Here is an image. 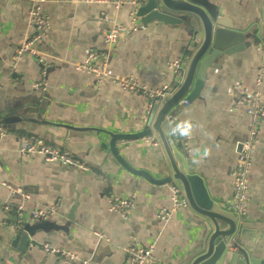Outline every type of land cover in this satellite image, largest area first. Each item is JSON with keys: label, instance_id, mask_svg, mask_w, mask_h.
Masks as SVG:
<instances>
[{"label": "crops", "instance_id": "1", "mask_svg": "<svg viewBox=\"0 0 264 264\" xmlns=\"http://www.w3.org/2000/svg\"><path fill=\"white\" fill-rule=\"evenodd\" d=\"M71 1L50 0L45 5L52 30L39 47L46 56L41 64L29 57L14 61L18 47L33 34L29 0H0V182L30 196L25 204L28 213L41 205L55 206L57 212L50 220L56 229L29 237L24 226L17 228V217L4 210L6 204L14 210L20 199H10L0 187V264H61L39 248L45 243L69 250L90 264H126L122 252L94 233L122 245L137 238L154 245L156 264H182L200 239L204 221L188 209L169 224L160 223L157 214L169 205L174 184L158 186L129 173L110 150L112 136L146 128L150 115L146 101L112 85L98 92L94 80L75 72L73 65L90 52H109L111 75L132 76L151 89L172 86L167 63L191 59L203 42V32L185 25L141 27L138 21L133 31L130 5L118 11L108 0L77 6ZM194 1L207 13L226 18L233 33L244 38V49L215 59L197 96L171 114L172 123L168 119L167 139L183 152L180 139L190 137L188 155L198 166L209 196L230 210L231 173L249 121L245 108L234 109L233 88L241 83L250 89L264 67V54L258 50L264 47V0ZM113 24L125 25L127 30L109 51L104 35ZM43 81L45 90L34 88ZM39 139L85 163L92 173L47 163L40 155L27 159L18 155L24 142ZM142 140L118 142L121 148L131 143L128 149H117L120 156L135 171L165 179L170 165L163 147ZM253 158L247 220L234 238L238 252L231 253L243 252L250 264H264V125ZM130 197L134 208L126 219L110 213V198ZM19 235L23 242L14 246Z\"/></svg>", "mask_w": 264, "mask_h": 264}, {"label": "built area", "instance_id": "2", "mask_svg": "<svg viewBox=\"0 0 264 264\" xmlns=\"http://www.w3.org/2000/svg\"><path fill=\"white\" fill-rule=\"evenodd\" d=\"M8 1V0H4ZM50 0H29L31 10L29 12V22L32 27L33 34L31 37L21 43L14 55V61L19 62L24 57H29L37 60L39 63L44 64L45 54L40 51L39 47L43 44L52 30L51 19L46 15L45 5ZM94 4L93 0H72V5ZM103 3V2H98ZM106 3L112 5L115 10H120L124 5H130L134 8L131 14L129 28L136 31L138 29L136 13L140 6L137 1L126 0H108ZM127 30L125 25H111L110 30L104 35V42L107 49L112 51L117 44L121 41V34ZM258 50L264 54V47H258ZM190 59L188 57L181 58L176 61L167 63L166 68L170 70L174 79L172 86H163L157 89H151L142 85L137 78L132 76H113L110 74V55L107 53L90 52L82 62L75 63L73 69L75 72L91 77L95 82V88L101 92L106 85H112L121 92L136 96L147 103L148 112L151 111L154 104H160L167 96L175 92L182 84L187 66ZM49 67V65H48ZM43 87L45 90L44 81L36 84L34 88ZM41 87V88H42ZM264 67H261L257 72L256 80L253 86L249 89L241 83H238L233 88L236 94V102L234 109L240 107L245 108L248 116L247 138L242 144L241 152L238 156L234 169L231 173V207L230 212L236 217L238 229L247 220V209L250 204L249 198V177L252 171L254 158L253 153L255 147L259 144L261 135V128L264 125ZM169 119V118H168ZM170 121V119H169ZM170 123H172L170 121ZM190 137H182L180 142L183 146V152L189 154L190 150L188 142ZM143 143L152 147L159 146L158 140L154 137H148L142 140ZM128 143V142H127ZM131 143H123L122 148L128 149ZM118 150L122 149L120 145L116 144ZM18 155L27 159L43 156L47 163H58L63 167L76 169L83 173H92L87 165L81 161L74 159L69 153L59 152L48 146L42 139L36 140L32 143L24 142L18 149ZM0 155V162H2ZM0 187H4L10 196L18 197L20 202L16 207L12 208L11 205L6 204L4 210L6 213H13L17 217V228H22L23 225L38 224L50 222L51 219L57 214L56 207L51 205L36 206L30 213L25 210L26 202L30 201V196L23 193L17 187L6 186L0 182ZM171 198L167 207L159 210L157 220L163 225L169 224L173 218L180 213L181 210H188L189 205L180 187L174 185L170 188ZM134 208L133 199H112L109 200V211L123 219H126ZM94 236L101 241H105L112 245L116 250L122 252L126 256V264H156L154 254V245L144 244L137 238H131L127 245L114 243L110 239L105 238L100 233H94ZM235 238V237H234ZM234 238L230 240L229 250L231 252H238V247L235 246ZM32 248V246H30ZM39 248L43 253L50 257H55L61 264H90L89 261L81 259L77 254L66 250L64 248H55L49 244H40ZM240 251V250H239Z\"/></svg>", "mask_w": 264, "mask_h": 264}, {"label": "water", "instance_id": "3", "mask_svg": "<svg viewBox=\"0 0 264 264\" xmlns=\"http://www.w3.org/2000/svg\"><path fill=\"white\" fill-rule=\"evenodd\" d=\"M136 18L141 27L156 23L172 27L185 25L193 31L201 29L203 42L191 57L181 86L167 95L160 104L153 105L147 126L142 132L112 136L111 153L126 171L135 176L158 186L174 184L180 187L189 209L204 221V224H201L200 239L182 264H250L243 252L240 255L229 250L230 240L243 232L237 227L236 217L226 204L211 199L194 159L179 150L175 144L169 143L167 139V123L171 114L182 105L191 103L197 96L208 68L218 56L232 55L244 49V38L233 33V25L226 18L219 13L215 15L207 13L199 1L194 0H146L140 3ZM195 81V88L192 91ZM151 136H155L163 147L170 165L168 177L165 179L155 180L147 173L130 168L116 148L118 142H132ZM207 225L209 230L206 229ZM23 226L29 237H33L38 231L49 232L50 229L57 228L51 222L28 223ZM22 238V235H19L14 246L23 242Z\"/></svg>", "mask_w": 264, "mask_h": 264}, {"label": "rangeland", "instance_id": "4", "mask_svg": "<svg viewBox=\"0 0 264 264\" xmlns=\"http://www.w3.org/2000/svg\"><path fill=\"white\" fill-rule=\"evenodd\" d=\"M174 187V185L171 186V188ZM130 199H133V197H130Z\"/></svg>", "mask_w": 264, "mask_h": 264}, {"label": "trees", "instance_id": "5", "mask_svg": "<svg viewBox=\"0 0 264 264\" xmlns=\"http://www.w3.org/2000/svg\"><path fill=\"white\" fill-rule=\"evenodd\" d=\"M178 144V143H177Z\"/></svg>", "mask_w": 264, "mask_h": 264}]
</instances>
